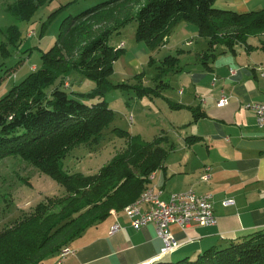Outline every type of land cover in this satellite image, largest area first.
<instances>
[{
	"label": "trees",
	"instance_id": "16d2710c",
	"mask_svg": "<svg viewBox=\"0 0 264 264\" xmlns=\"http://www.w3.org/2000/svg\"><path fill=\"white\" fill-rule=\"evenodd\" d=\"M44 1L17 0L8 8L20 19L29 20ZM215 1L147 0L135 15V38L158 47L164 44L170 27L182 20L194 23L198 35L210 46L223 44L232 52L236 43L251 46L248 35L264 31V8L239 12L216 6ZM113 2L64 17L54 45L41 54L40 64L0 97V158L20 154L65 189L0 230V264H42L49 256L62 257L64 248H70L89 226L134 201L149 183L148 175L163 166L167 151L161 144L165 137L144 141L118 127L112 131L126 138L125 148L97 172H68L63 165L73 147L99 142L114 111L103 98L106 86L83 93L67 92L61 86L47 89L73 70L99 86L106 82L123 48L108 43L112 30L104 28L93 34L91 24L110 18ZM7 31L8 42L17 45L19 29L11 25ZM0 52L3 57L10 54L4 43ZM177 60L167 55L160 68H171ZM8 74L5 70L0 80ZM137 83L120 86L137 87L138 97L157 94L155 88ZM145 264H264V228L195 257H161Z\"/></svg>",
	"mask_w": 264,
	"mask_h": 264
},
{
	"label": "crops",
	"instance_id": "0c3cea01",
	"mask_svg": "<svg viewBox=\"0 0 264 264\" xmlns=\"http://www.w3.org/2000/svg\"><path fill=\"white\" fill-rule=\"evenodd\" d=\"M228 1L242 12L264 8V0ZM188 26L177 21L164 41ZM183 41L184 46L175 45L171 55L178 58L173 73H165L162 77L168 80L158 84L157 116L163 117L158 135L165 137L161 145L167 155L152 184L162 197L189 187L211 192L216 222L169 224L181 244L162 257L168 260L195 257L264 228V126L256 125L254 113L246 107L248 102H264V31L248 35L251 46L236 43L235 52L219 43L210 46L206 38L196 49L188 48L193 46L192 38ZM171 83L177 87L174 91L169 90ZM222 95L228 103L217 106ZM145 96L151 101L150 111L155 96ZM205 165L211 167L206 181L200 178ZM228 199L233 203L224 205ZM108 217L100 228L93 224L75 238L63 260L56 263L48 258V264H145L161 258L162 240L153 223L135 229L122 210ZM116 222L120 230L110 233Z\"/></svg>",
	"mask_w": 264,
	"mask_h": 264
},
{
	"label": "rangeland",
	"instance_id": "374dc122",
	"mask_svg": "<svg viewBox=\"0 0 264 264\" xmlns=\"http://www.w3.org/2000/svg\"><path fill=\"white\" fill-rule=\"evenodd\" d=\"M16 1L0 0V44L4 43L10 53L7 57H3L0 52V74L5 70L9 73L0 80V97L40 64L41 54L54 45L59 24L64 17L74 16L87 8L111 0H45L29 20L20 19L9 10L8 7L14 5ZM146 2L147 0H114L110 5V18L105 19L106 22L96 21L97 23L91 24L93 34L104 28L112 30L108 43L114 45L115 49L123 48L113 63L112 73L106 78L104 84L99 86L96 81L80 73H75L77 71L73 70L64 76H59L47 89L50 91L55 86H61L67 92L83 93L93 89H103L106 86L103 89V98L114 111V117L102 130L98 143L82 142L67 153L63 165L68 172L92 174L97 172L99 167L113 155L121 152L125 148L126 138L113 132L112 128L114 127L121 128L130 135H137L138 139L144 141H150L157 136L161 131L158 124L163 118L161 115L157 116V102L161 101L157 97L160 93L156 91L155 101L149 111L148 107L151 101L147 96L138 97L137 87L120 86V84L136 83L135 75L138 74L137 78L141 80L139 83L143 87L150 86L157 90L161 80H168L167 76L165 78L162 76L165 73H173L175 67L174 65L171 68H160V60L162 61L167 55H175L174 46H184L183 40L185 39L192 38L194 41L193 46L188 47L189 49H196L205 39L198 35L194 23L186 22L189 25L188 28L178 31L176 34H173L172 29L170 40L164 45L151 47L145 41H137L135 38L137 26L135 15ZM230 4L231 2L228 0L215 1L216 6H227L242 12L241 7L237 5L238 9H235L236 7H232L235 5ZM11 25H15L20 31L17 45H13L7 40V30ZM30 30H33L35 34L29 36ZM65 56L68 57L67 54ZM136 68H141L143 72H137ZM157 73L161 77L155 79L157 83L155 85L153 80ZM65 84L67 85L64 86ZM170 85V91L177 88L174 83ZM169 90L168 92H170ZM83 101L88 102L85 99ZM64 191L62 185L31 165L20 154L0 158V230L19 219L23 214L31 212L46 197L61 195ZM109 219L111 218L108 217L95 224L100 228V225ZM49 257H51V261L58 262L65 256L56 259L55 256ZM173 260L176 258L174 257ZM51 261L46 258L42 264H48Z\"/></svg>",
	"mask_w": 264,
	"mask_h": 264
},
{
	"label": "built area",
	"instance_id": "2783aa9c",
	"mask_svg": "<svg viewBox=\"0 0 264 264\" xmlns=\"http://www.w3.org/2000/svg\"><path fill=\"white\" fill-rule=\"evenodd\" d=\"M35 32L30 30L29 36ZM232 72V70H231ZM65 84L64 86H66ZM228 103V97L222 95L217 101V106H224ZM246 107L252 110L255 122L258 127L264 126V102H248ZM209 165L203 167L200 178L208 180L210 176ZM156 171V170H155ZM155 171L148 175L149 183L140 195L123 208L130 225L138 229L148 223H153L157 236L162 240L159 257H163L180 246V242L169 231V224L175 223L180 227L191 222L200 225H212L216 222L213 211V194L209 191L198 192L194 187H189L183 191L170 193L167 197L161 196V191L152 184ZM233 203L232 199L224 200V205ZM121 225L116 222L109 232L114 233L120 230ZM70 248H64L62 257L70 253Z\"/></svg>",
	"mask_w": 264,
	"mask_h": 264
}]
</instances>
